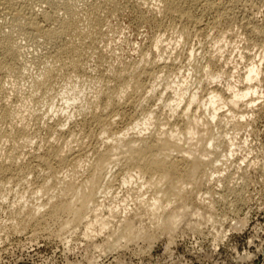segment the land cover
Listing matches in <instances>:
<instances>
[{"label":"bare ground","instance_id":"obj_1","mask_svg":"<svg viewBox=\"0 0 264 264\" xmlns=\"http://www.w3.org/2000/svg\"><path fill=\"white\" fill-rule=\"evenodd\" d=\"M56 1L57 0H0V122L2 123V126H0V142H2V140L5 141V138H9L12 141L15 140V139H19L18 137H20V139H22V137H24V135L27 134V129H28L27 125H26V123L28 121L25 120L26 123H24V122H22V121H24L22 118L27 113H29V116L30 115H35V113L37 111V110L33 111L32 109H30V108H34V107H30V106L28 107V105H32L30 102L27 105V100L31 101L32 99H29V98H33V97H30L29 96L30 94H29L28 95L29 98L26 99V101H24V99H21V98H23V96L21 95L23 92L22 93L19 92L22 86L18 85V82H20L23 78H25V76H26V74L28 72L27 69H28V67L30 68L31 65L28 66L30 64L29 62H28V65L26 64L28 58L30 57L28 55L29 52H27V51L25 52L24 51L25 50L24 47H26V46L23 45L22 43H20L18 41V39L20 40V37L24 38V39L31 38L30 40L34 39V41H36L38 43V47H40V45L45 47V48H47V46H49V45L55 47V51L53 53L54 55L52 54V57H53L52 61H54V64H53V62H52V64H50L51 62L48 64L49 61L47 63L46 62H42V63H46V64L45 65L43 64L45 67L43 68L42 72L39 73V75H41V78H39L37 80H33L34 82L30 81V82L33 83L32 86H34L35 89L36 88L40 89V88L44 87L46 84H50L53 81L54 76L56 75V72L57 71L60 72L59 68L62 67V66H65L64 63L66 64L65 61L67 59H68L67 61H69L72 64L73 69L76 72L80 73L81 66L83 65L82 58H83V56L85 54H88L87 53L88 49L90 51L92 44L95 43L94 42L95 41L94 37L95 38H99V37L101 38L102 35L103 36L105 35V33L102 32V28L103 27L101 28V26H102V23L104 21V17H103L104 14L103 13L105 12L106 9H102V5L105 6V4H107L108 6H111L112 8H111L110 11H112L113 13L117 9H119V8H117V6H119V0H104L103 3L92 5L91 6L92 8L89 7L90 9L88 10V12L86 11V16H83L81 14L80 10L78 9L79 6L77 7V4L75 5V4L71 3L74 0L73 1L71 0V2H69L68 0H65V1L63 0V3L60 1L62 6H61L60 2H56ZM136 1H137L138 6H140L141 8H143V9L146 8L148 11L152 10V8L149 5H148V7H145L146 6V1H148V0H146V1L145 0H136ZM143 1H145V2H143ZM154 1H156V0H154ZM159 1H160V4L162 5V9L164 8V13H165V15L167 17H173V18L178 17V18H181L183 21H185V23L188 22V21H191V22H194L196 24V23H200L203 20L204 17L203 18H201L202 16L201 17H197L198 15L195 16L193 14V12H192L193 7L199 6L200 9L202 10V15L204 14V16H205V13L213 14V19H212L213 20L212 21L213 24L212 25H214V27H213L214 29H216L215 27L216 26L218 27V25L220 26V24H222V23L230 22V21L234 20L235 19L234 14L237 12V9L240 10V8H244L245 9V16H244L245 17V25L247 26L248 31H250L249 33L253 34L257 39L261 40V42L263 41L262 45L258 44L259 41H257V42L255 41V42L260 47L262 46L263 49H264V26L260 25L262 23L259 24V22L257 20V17H256L257 10H258V8H260L257 5V3H259V2H263L264 3V0H159ZM159 1L157 0L158 3H159ZM77 2H79V1H77ZM58 3L60 4L61 7H59L57 5ZM82 3L83 2H81V4ZM87 3H89V1H87ZM43 4H46L47 6L44 9H42V10L39 9L41 12L37 11L36 8L37 7L40 8L37 5L42 6ZM84 4H86V3H84ZM84 4H82V5L84 6ZM257 6H258V8H257ZM80 9H81V7H80ZM62 10H63V12H62ZM157 11H159V10H157ZM162 12H163V10H162ZM242 12H244V10ZM108 13H110V12H108ZM199 13L201 14V11ZM208 17H210V16H208ZM163 19L166 20L165 18H163ZM83 20L84 21L86 20V22H87V24H85L86 22L83 23V24H85V28H88V26L91 28V32L88 31L89 33L87 32L88 33L87 36L94 35V37L92 36V38L90 39L91 42H89V44H88V40L86 38L84 39V37H83L84 36L83 35L84 31L82 30V27H81V21H83ZM168 20H170V19H168ZM173 21H174V19H173ZM233 23H235V21H233ZM233 23H232V25H231V23H230V25L228 24L229 27H230L229 29H231V26H233ZM163 24H164V22L162 24H160V25H163ZM86 25H88V26L86 27ZM157 25H159V24H157ZM171 25H170V27H171ZM174 25H176V24H174ZM185 25L182 24L181 25L182 27H181L180 30L179 29L177 30L178 26L177 27L175 26L176 27L175 30H177V33H175V32L174 33L178 35V31H179L181 36H185L187 34V28H186ZM159 27H162V26H159ZM167 27H169L168 23H167ZM220 27L222 28L223 24ZM85 28H83V29H85ZM224 28H225V31L227 33L228 32H230V33L232 32V31H227L226 27H224ZM235 28H236V26H235ZM87 30H89V29H87ZM188 30H189V27H188ZM191 30H189V31H191ZM223 30L224 29H222V34L221 35H223V32H225ZM218 31H220V29ZM172 32H171V34H172ZM155 33H156V31H155ZM174 33H173V35H174ZM220 33H221V31H220ZM188 35H190V34H188ZM231 35H232V33L230 34V36ZM64 36H70L71 38L73 36H78L79 40H75V38H76L75 37L74 38L75 41L72 38L71 40L69 39V41L67 43L60 44V41L61 42L63 41V40H61V38L64 37ZM154 36L152 37V39L154 38ZM161 36H162V33H161ZM239 36H241V35H239ZM157 37H160V36H157ZM164 37H166V35ZM221 37L222 36H220V38H217V39L221 40ZM224 37H226V39H227V37H229V36H224ZM251 37H252V35H251ZM255 37H254V39H255ZM67 38H69V37H67ZM187 38H188V36H187ZM189 38H190V36H189ZM234 39H235V37H234ZM234 39H232V40L234 41ZM27 40H29V39H27ZM169 40H170V38H169ZM112 41L113 40L111 39V42ZM222 41H224L223 38H222ZM246 41H248V40H246ZM249 41H252V39L249 40ZM119 42H120V40H119ZM163 42L164 41H162V39H158L157 38V40H154V42H153V44L151 46L149 45L148 51L150 53H153V55L155 53H157L158 55L162 54V53H160V50L162 52L161 46H162ZM183 42H184V40H183ZM226 42L227 41H225V43ZM37 43L35 45H37ZM107 43H106V46H107ZM228 43H230V41ZM163 44H165V43H163ZM231 44L232 43H230V45ZM108 45H109V43H108ZM147 45H148V43H147ZM167 45H171V43L170 44L168 43ZM218 45H220V44H218ZM223 45H224V43H223ZM228 45H226V46H228ZM240 45H241V43H240ZM249 45L247 47H249ZM220 47L223 49V46H220ZM224 47H225V45H224ZM262 47L260 49H262ZM48 48L50 50L52 47L51 48L48 47ZM40 49L41 50L37 49V50H39V52L37 51L39 53V54L37 53L38 55L41 54L40 52L42 51V47H40ZM139 49H140V47H139ZM45 50H46V54H47L48 53L47 52L48 49H45ZM242 50H243V48H242ZM185 51L187 52V49ZM217 51H219V50H217ZM262 51H264V50H262ZM145 52H146V50H145ZM188 52H189V50H188ZM90 53H91V51H90ZM209 53H210V51H209ZM212 53H211V55H212ZM239 53L241 54V52H239ZM257 53H258V51H257ZM46 54H44V55H46ZM50 54H49L48 57H50ZM163 54L165 55L166 53L163 52ZM168 54H167V56H168ZM189 54H190V52H189ZM192 54H193V52H192ZM214 54L215 53H213V55ZM89 55H91V54H89ZM158 55H157V57H158ZM141 56H143V55H141ZM216 56L217 57H213L212 56L210 59H208L209 61L207 60L208 63L206 65V67H205V68H208L207 73H205V69L203 68L204 69L203 70L204 71V75L206 74V76H207V80L205 81V83L207 82V84L214 85L213 88L210 87V90H208V87H207V90L205 89L206 91H204L203 93H202L203 89H200L201 91H199L198 87L200 85L199 84L200 78H198L199 80L196 79L199 75H197L196 78H194V79L199 81V82H197V81L195 82V83L199 84L198 87L195 88V89H198V90H195L193 92H188L189 88L192 87L191 85H190V87L188 86L189 87L188 88L184 84H179L178 83L177 86H174V87H172L169 84L171 86V88H173L172 91H173L174 96L170 97V95L166 93L167 95H169V97H168L169 99L167 98L166 101L164 103H161V104L163 105V108H168L169 109L168 112L170 111V114L177 115L178 118H177V121L175 123L171 122V119H170L171 117L170 118L169 117H165L163 115V113H160V112L158 113V112H156V110L152 109V110L146 111L145 113L142 111V113H144L142 118H138L136 116V118H134L133 120L129 119V121L131 120V125L129 124V127H126L125 129H121L119 131L115 130V128H114V125L116 123L115 122V117L116 116L119 117L118 115L124 113L125 108H127L126 106L134 104L135 101H137V103L138 102L145 103L144 100L146 98L147 89H149L148 94L152 93V92L155 94V91H157V85H154V83L156 82V80L159 79L161 81L160 78H163V77H161V75L160 76L158 75L159 71L164 69V68H165V70L167 68H169V64H170L169 62L170 61L168 60V58H167V60L169 62L167 60H164V59H163V61H161L162 59H155V57H154V59L153 58L152 59L150 58L151 60L149 59V62L153 65V69L154 70L155 69H157V70L159 69V71L157 72V74H155V76H153L154 75V70L147 69L146 67H141L140 68V66L136 65V66H133V68L130 67L131 70L126 69L124 67L126 69V71L123 70V72H122V71L119 70V72H116V73L113 72L115 74L114 75V79L116 81V83L114 85H113V83H111L112 85L109 86L108 82H106L103 78L101 79V80H104L103 83L104 82L107 83V84L105 83V86H106L105 89H103V90L101 89L103 86L100 88L101 93L98 91L100 93V95H101V98H99V95H97L98 93L96 95L98 96L99 99L94 97L95 93L93 92L94 95L92 94V96L95 99H93V98L92 99H88L89 101L87 100L88 102L84 103L86 105H83L82 108H80L78 106L79 109L76 110V111L79 113V114L77 113L78 115H80V114L84 115V122L82 123L84 126H90V127L94 126V128L98 131L97 137H102V139L104 140L105 138H103V137H105V135H106L108 137V139H110V140L112 139L111 143H109L108 139L106 138L107 139L106 142L109 143L106 146V148H104L103 150H100V149L96 150V155H95V157L93 156V158H94L93 161L91 160L90 164H89V162L88 163L86 162V164H89V166H88V174L82 181L78 182L79 180L77 178L76 179L78 181L76 179H74L76 176L75 177L72 176L71 178L74 177L73 178L74 180L71 179V180L68 181V179L66 178L68 182H66L64 180L66 183L64 182V184H62V186H60V188H59L58 184L60 183L59 181H61V179L58 181V184H57L58 187H56V189L58 190L57 191L58 193L57 194L54 193L53 195H55V194L56 195L55 196H50L51 198L48 195V197L50 199H49V201H47L48 204H50L51 207L48 208L49 211L45 215H48V218L53 219V220H51L52 221L51 224L53 223L54 220L56 221V223L59 222V228H60V231H61V230H65V229H68V228L73 227V226H77V227L80 226V225L82 226L83 222L86 220V224L87 225L86 224H84V225L87 226V228L86 227L85 228L88 230V233L89 234L90 233L92 234V232H93V234L94 233H98L97 235L100 236L101 234L103 235V231L102 230L106 229L107 227L109 228L110 227L109 225L111 224L106 216H108V217L110 216V218H112L113 215L118 214L120 211L123 210V212L125 211V213H122V214H125V215L119 220V224L117 222L118 227L116 225V227H117L116 229H118V230H115V231L116 232L119 231V233H118L119 236L117 237L118 239L116 238L115 242H118V241L120 242V239L121 240L122 239H129V240H133V242H134L135 239H137V238L141 239L142 237H144V234L146 235V233H143L144 232V224L142 223V218H145V216L142 217L137 212L134 213V214L128 215V213L126 212V210H128L126 207H129L128 205L124 207V205L123 206H121V204L118 205V202H117L116 206H115V204L114 205L112 204L113 206L110 205L111 207L108 206L109 209L107 208V211L108 212L110 211L112 216L110 214L109 215L105 214L101 210V207L104 206L103 205L104 202L108 199L109 195L112 194L111 190H110L111 186H112L111 185L112 184V179L114 177H117V175L121 177L120 180L123 183L122 185L126 186L127 184H134L135 183V184H139L140 185V187H138V185H136L139 189L140 188H145L146 186L149 187L150 189H153V191L155 192V195H154L153 199L150 200V201H152V200L153 201L150 202L151 204H149L150 205L149 214L152 217V219H151L152 221L151 220L150 221L151 222L155 221V223L158 224V227H160L163 232H167V234H170V235L173 236V234L178 231V229L182 225V223L185 224V221L188 220L189 216L190 217H192L191 215H193V216L197 215V216H200V217L202 216L203 211L199 207H195V209H194L193 205H191L194 202V201L192 202V200L195 198L198 201H203V200H206L208 198L206 195H210L211 194V191H209L210 189H208V191H206V192L204 191L205 193H202V191H201L202 187L205 184H207L210 181H212L213 179H215L216 176H218V174H216L217 172H220L219 171V166L220 165H218V164L219 163L224 164L225 162L227 163L229 161L230 157L237 151V148H239V147H237L238 144H237L236 141H238V140H236L235 135H234L233 138L228 137L229 129L227 130V128H228V126L234 128V129H240V128L245 127V122H246L245 119H246L247 115H249L250 113H253L257 109L256 101H257V94H258V89H259L258 88V82L260 80L259 79V75L261 74V71H260L261 66L258 65L259 62L258 63L251 62V64H248L247 70L245 69L246 71L242 70V71H244L243 75L241 77H238L235 81H232V80H230V78L234 79V75L236 74L235 71H237V70L234 68L235 69V71H234L235 74L231 73L230 70H229L230 68H228V62H227L229 59L228 60L226 59V61H223L222 60L223 58L219 57V54L216 55ZM37 57H39V56L34 54V56H32L30 58H34V61L37 62V60L35 59ZM42 57H44V56H42ZM161 57H158V58H161ZM30 58H29V61H32L33 59L30 60ZM162 58H164V57H162ZM203 58H205V56ZM125 59H124V61H125ZM86 60H87V56H86ZM86 60H84V61L86 62ZM103 60H105V59L103 58ZM143 60H144V58L142 59V61ZM173 60H172V63H173ZM44 61H45V59H44ZM106 61H107V58H106ZM142 61H139V62H142ZM145 61H148V60L146 59ZM207 61L205 60V62H207ZM252 61H254V60H252ZM57 62L61 63L60 64L61 66L59 68L57 67L58 66L57 64H59ZM190 62L191 61L189 60V63ZM195 62H196V60H195ZM198 62H201V61H198ZM42 63H40V64L42 65ZM192 63L194 64V62H192ZM201 63H203V62H201ZM40 64L37 63V66H39L37 70H39V68L41 67ZM196 64H199V63H196ZM202 65L204 66V64H202ZM115 66H117V65H115ZM146 66H148V65H146ZM196 66H197L196 69L198 68V70H199V68H201L198 65H196ZM64 68L66 69V67H64ZM113 68H114V66H113ZM122 69H123V67H122ZM237 69H239V68H237ZM72 70H71V72L73 73ZM157 70H155V71H157ZM106 71H107V69H106ZM172 71H174V70H172ZM178 71H179V66H178ZM76 72H74L75 73L74 76H76ZM162 72H164V71L162 70ZM200 72H202V71H200ZM200 72H199V74H200ZM180 74H182V73H180ZM230 74H232V76ZM33 75H35V74L33 73ZM68 75H70V73ZM68 75H66V76H68ZM85 75H86V73H85ZM94 75H93V77H95L96 79L99 77V75H97L98 77L94 76ZM145 75L152 76V77L156 78L154 83H153V85L147 86L145 84V82L148 81L147 80V81L144 82V80H143L144 77L143 76H145ZM170 75H171V73H170ZM172 75H174V73H172ZM179 75L178 76L176 75V77L178 78ZM239 75H240V73H239ZM63 76H65V74ZM78 76H79V74H78ZM87 76H85V77H87ZM112 76H113V74H112ZM206 76L203 77V75H202L203 80H205L204 78H206ZM28 77H29V75H28ZM28 77L26 76V78H28ZM36 77H38V74H37ZM100 77H101V74H100ZM102 77H104V76H102ZM180 77H182V76H180ZM70 78H72V77H70ZM88 78H91V77H87V79ZM164 78H168V77L166 76ZM32 79H34V78L32 77ZM55 79H57V78H55ZM192 79H193V77H192ZM26 80H30V79H26ZM97 80L99 81L100 78H98ZM101 80H100V82H101ZM159 80H158V82L160 83ZM183 80L184 79H182L181 81H183ZM223 80H226L227 84H225L226 86L224 88H219L218 85H220ZM10 81H16L17 83H14L13 87H11L12 83H11V86H9V82ZM55 81L56 80H54V82ZM63 81L61 80V82H63ZM70 81L74 82V80H72V79ZM70 81H69L70 85L67 86V88H65V86H64L63 90H61V92H60L61 96L64 98L65 102L67 103V104H65V103L64 104L68 105L67 107L74 106L79 100H81V97L84 96V93H87V92L83 91L84 89H82L81 91L84 92L83 95H81V94H79L81 96L73 95L72 93H74L76 91V87H77L76 82L77 81L75 79V83L74 84H71ZM170 81H172V80H170ZM178 81H180V79ZM25 82L26 81L22 82L21 84L26 85V83L28 81L26 83ZM113 82H114V80H113ZM168 82L169 81H167V83ZM193 82H194V80H193ZM67 83H68V80H67ZM161 83H163V82L161 81ZM174 83H175V79H174ZM156 84H158V83H156ZM164 84H162V85H164ZM259 84H261V83H259ZM55 85H56V83H55ZM91 85H92V82H91ZM93 85H94V83H93ZM169 85H168V87H169ZM172 85H174V84L172 83ZM187 85H188V83H187ZM29 86H30V84H29ZM60 86H61V84H60ZM26 87L28 88V86H26ZM26 87L24 86L23 88H25V90H28ZM88 87H90V86H88ZM45 88H48V87H45ZM50 88H48V89L50 90ZM95 88H97V86ZM95 88L93 87V90ZM158 88H160V87H158ZM32 89H34V88L31 87L29 90H32ZM48 89H46V90L48 92H50ZM80 89H81V87H80ZM29 90H28V93H30ZM184 90H186L187 92L184 91ZM22 91H24V90H22ZM34 91H36V90H34ZM47 91L45 93L42 92V94H44V95L47 94ZM53 91L54 92L56 91L54 87H53V90L51 91V94H52ZM78 91L79 90H77V92ZM166 91H167V89H166ZM56 92H55V94H57ZM36 93H34V94H36ZM40 93H41V90H40ZM40 93H38L36 95L40 96L39 95ZM160 93H161V91H160ZM19 94L22 97H20ZM32 94L33 93L31 92V96H32ZM34 94H33V96H35ZM75 94H76V92H75ZM6 96H8V97L9 96H14L16 98V100H14L15 102L14 103H12V101L10 103L7 102L8 99L7 100L5 99ZM86 96L83 97V98H86ZM149 96H150V94H149ZM55 97H57V96H55ZM166 97L167 96H165V98ZM26 98H27V95H26ZM53 99H54V97H53ZM159 99L160 100L163 99V94L160 95ZM36 100H37V98H36ZM42 100L44 101V99H42ZM85 100H84V102H85ZM62 102H63V100H62ZM147 102H148V100H147ZM34 103L37 104V101L34 102ZM34 103H33V105H35ZM45 104H46V101H45ZM50 104H51V102H50ZM82 104L83 103H81V105ZM155 104H156V102H155ZM40 105H38V106H40ZM42 106H43V104H42ZM42 106H40V107L42 108ZM45 106H43V107L45 108ZM27 107L30 110L26 114H24L25 109H23V108H26L28 110ZM40 107H39V110L41 109ZM154 107H158V106L156 105ZM47 108H48V106H47ZM53 108H55V106ZM163 108L161 110H163ZM34 109H36V108H34ZM72 109H74V108H72ZM72 109H71V111H72ZM48 110L49 109H47V111ZM137 110H139V109H137ZM76 111H75V113H76ZM51 112H52V109H51ZM42 113H44V112L42 111ZM46 113H47V116H49L48 112H46ZM53 113H55L54 110H53L52 114ZM73 114L74 113L71 114V112H69V111L66 112L65 121L63 120L64 118L62 119L64 122H61V121L52 122V119H53L52 116L54 114L51 115V117L49 119H47V121L45 120L46 124H47V128H49L50 130L55 132V134L58 133L61 136L63 135L64 137H70L71 140L75 137V141H77L78 140L77 136L80 137V134H78V135L75 134L76 133L75 129H73L74 127H77V126L72 127L70 129V131H68V132H65L64 128H63L65 125H67V124L69 125L70 124L69 122H72L73 125L77 124V120L75 119L76 122L73 120V116H74ZM161 114H162V116H164V118L160 117ZM168 114H167V116H168ZM39 116L40 115H36V120L40 119ZM42 116H44V115H42ZM54 116H56V115H54ZM28 118H30V117H28ZM74 118H76V117L74 116ZM31 120H29V121H31ZM79 121H81V120H79ZM31 123H32V121H31ZM3 124H4V126L7 125L8 128L11 130V131H9V133H7L8 132L7 129H6L7 131H4ZM35 126H36V124H35ZM126 126H127V124H126ZM1 127H2V129H1ZM69 127H70V125H69ZM248 127H247V129H248ZM94 128H92V130ZM132 130H135V131L131 132ZM149 130H151V132L147 136L146 134H147V131H149ZM38 131L40 132V129H38ZM80 131H81V129H80ZM50 133H51V131H50ZM92 133H94V132L92 131ZM85 134H86V129H85ZM87 135H89V134H87ZM93 135H95V134H93ZM28 136H29V133H28ZM50 136L53 137V135H50ZM95 136H93V137H95ZM231 136H233V135H231ZM58 137H56V138H58ZM97 137H95V139ZM28 138L29 137H27V139ZM60 138L62 139V137H60ZM83 138H84V136H83ZM83 138H82V135H81L80 139H83ZM85 138H87V136ZM23 139H25V138H23ZM49 139H50V137H49ZM66 139H64V140H66ZM96 140H98V139H96ZM10 141H8V142H10ZM31 141L32 140H30L29 143ZM8 142H6V143H8ZM47 142L48 141H46V143ZM54 142H55V140H54ZM79 142H81V141H79ZM79 142H78V144H81ZM41 143H42V141H41ZM104 143L105 142H103L102 145ZM39 145H41V144H39ZM6 146H8V145H6ZM96 146H97V144H96ZM3 147H5V145ZM3 147L0 145V204L3 202L6 190H11L14 186H19L22 183L21 181H23V178H24L23 175L25 174V169H26L25 165L22 163V160L24 159V158L22 159V157H25L24 156L25 154L24 155L22 154L23 155L22 156L21 153L19 152V149H16L18 151L14 150L13 146L11 148L10 147L3 148ZM90 147H91V145H90ZM245 147H247V146H245ZM100 148H102L101 145H100ZM49 149L50 150H48L45 154H38V155L36 154V155H34L33 159L35 161L37 160V162L40 165V166L37 165L36 167H38V166L39 167H41V166L45 167V170L48 171L47 175H49L50 178L52 177V178H55V179L58 178L57 177V173L60 171V169L62 171L65 170V169H62L64 166H66L68 164H71L72 167L73 166L75 167V166H77L79 164H82L83 161H84V157L87 154H89V153L86 154V152H84V149H83V147L81 145L78 146V147L74 146V144L71 145V142L69 143V139H68V141L66 140L64 142V144L59 143V144L50 145ZM35 152H37V151H35ZM238 153H239V150H238ZM27 155H28V153H27ZM28 161H27V164H28ZM31 161H29V162L32 164ZM241 161H243V160H241ZM86 164H85V166L87 167ZM117 166H120L119 172H117L115 170ZM223 166H225V165H223ZM28 167H30V166L27 165V169H28ZM39 169L41 170V168H39ZM73 169L74 168L71 169L72 172H71V170L69 172H71L74 175L75 172H73ZM78 169H80V167H78ZM240 169L241 168H239L238 170H240ZM42 171H44V170H42ZM46 171H45V174H46ZM61 172H59V173H61ZM66 173L68 174V172H66ZM30 174H32V173L30 172ZM76 174L78 175V173H76ZM219 175L221 176L222 174H219ZM42 177H44V176L42 175ZM45 178H44L43 183H40L38 186H36V189L33 188V189L36 190V192H40L41 193V192L45 191L44 192V194H45L49 190H53L54 189V188L51 189L52 187L48 184V182L45 181ZM218 179L221 180V178H219V177H218ZM231 179H229V180L231 181ZM47 180H48V178H47ZM25 181L27 182V180H24V182ZM113 182H114V180H113ZM222 182L224 183L225 181H222ZM234 182H235V180H234ZM53 183H55V182H53ZM61 183H62V181H61ZM116 183H118V182H116ZM218 183H220V182L218 181ZM35 185H36V183H34L33 187ZM229 185H230V183H229ZM233 185H234V183H233ZM239 185H241V184H239ZM24 186H25V184H24ZM27 186H29V185H27ZM21 187H23V186H21ZM26 187H24V188H26ZM126 188H128V187H126ZM27 189L30 190L31 189L30 186ZM125 189H123V190H125ZM228 189L229 188L227 187V191H228ZM233 190H231V191H233ZM16 191L18 192V188H17ZM30 192L33 193L35 191L33 190V191H30ZM19 193H21V192L19 191ZM44 194H42V195H44ZM14 195H15V193H14ZM18 195H20V194H18ZM21 195L23 196V194H21ZM45 195H46V198H48L47 194H45ZM35 196L36 195H34V197ZM114 196L113 197L110 196L111 199L113 198V200H115ZM128 196H131V195H128ZM143 196H145V195H143ZM19 198H20V196H19ZM19 198H18V200H19ZM31 198H29V199H31ZM54 198H56V200ZM123 198H125V197H123ZM29 199H27L26 203L31 201V200L28 201ZM51 199H54L55 201L54 200L51 201ZM129 199L130 198H127V200H129ZM25 200H26V198H25ZM33 200H34V198H33ZM19 201H17V202H19ZM39 202L41 203V201H39ZM40 203H38V204H40ZM43 203H44V200H43ZM43 203H41V204H43ZM110 203H112V201H110ZM119 203H122L121 200H120ZM22 204H21V206H22ZM45 204H46V202H45ZM214 204L212 203V205H214ZM29 205H31V204H29ZM29 205H27V206H29ZM147 205H148V202H147ZM43 206H45V205L43 204ZM47 206L48 205H46L45 207H47ZM29 207H31V208L29 210H27L28 208L26 209L28 214L25 215V217L28 216L27 220L26 219H25V221L23 220V218H25V217L21 218L22 221L25 222V223L22 224V226H24V227L25 226L26 227L29 226V225H26L27 224L26 222H31V221H36V222L38 221L39 222V220L41 221L43 218H45L44 214H43L44 216H42L43 210H44V212H46L45 209H43L45 207L42 208V206H37V205L36 206H34V205L32 206L31 205ZM18 208L20 210L19 206L16 209H18ZM25 208H24V210H25ZM21 210L19 212H21ZM99 210L101 211V213H104L106 216L100 215L101 213L99 212ZM131 210H132V208H131ZM144 210L146 211V209H144ZM12 211L14 212V210H12ZM91 213L93 214V216H95V218H93V219L90 218ZM22 214H23V212H22ZM22 214H21V216H23ZM10 215H11V213H10ZM12 215H14V214H12ZM65 215H67V217L66 218L64 217L65 218V220H64L63 216H65ZM143 215H145V214H143ZM19 216H20V213H19L18 217ZM118 216H119V214H118ZM14 217H17V216H14ZM211 217H213V216H211ZM113 218L116 219V217H113ZM207 218H208V216H207ZM15 219L13 218V221ZM46 221L50 222L48 220H46ZM147 221H148V219H147ZM189 221H190V219H189ZM151 222H150V224L152 225ZM191 222L193 223V221H191ZM16 223H17L16 221H15V224L13 223L14 226L17 225ZM192 223L191 224L189 223V224L192 225ZM40 224H41V222H40ZM45 224H46V222H45ZM48 224H49V226H51L50 223H48ZM189 224L188 225L186 224V227L187 226L189 227ZM34 225H35V222H34ZM56 225H58V224H56ZM14 226H12V227H14ZM95 226H99L100 228H98V229H100L102 232H96V230L93 229ZM192 227H195V226H192ZM14 228H16V226ZM18 228H19V226H18ZM25 228H23V230ZM58 229H56V230H58ZM73 229H74V227H73ZM75 229H77V228L75 227ZM180 229H182V228H180ZM192 229L193 228H191V231H192ZM14 230H17V229H14ZM90 230H91V232H89ZM112 230H113V228H112ZM115 231H112L110 233H113ZM59 232H57V233H59ZM107 232H108V230H107ZM86 233H87V231H86ZM99 233H100V235H99ZM89 234H88V236H89ZM114 234H112V236ZM108 235L110 236V234H108ZM170 235H168V236H170ZM109 236H108V238H109ZM112 236H111V238H109L110 240H112ZM90 237H91V235H90ZM94 237L95 236H93V238ZM88 240H89V238H88ZM110 240L108 241V239H107V241H106V242L109 243V246H110ZM108 243H106V245ZM96 244H99V243H96ZM102 244H103V242H102ZM119 244H121V243H119ZM112 249H114V248H112Z\"/></svg>","mask_w":264,"mask_h":264},{"label":"rangeland","instance_id":"obj_2","mask_svg":"<svg viewBox=\"0 0 264 264\" xmlns=\"http://www.w3.org/2000/svg\"><path fill=\"white\" fill-rule=\"evenodd\" d=\"M60 1L63 3V0H57L56 2H60ZM68 1L71 2V0H68ZM77 1H79V2H77ZM84 1L83 0H74L71 3H73L75 5L77 4V7L79 6L78 9L80 10L81 14L83 16H86V11L88 12V10L90 8H92L91 7L92 5L103 3L104 0H93V1L92 0H84ZM87 1H89V3H87ZM145 1H143V2H145ZM61 2H60V4H61ZM81 2H83L82 4H84V3H86V4H84V6H83L81 4ZM156 2H157V0L156 1H154V0L146 1V6L145 7H148V5H149L152 8L153 11L152 10L148 11L146 8L145 9L141 8L140 6H138L136 0H119V6H117V8H119V9H117L118 11L116 10L114 13L112 11H110L111 8H112L111 6H108L107 4H105V6L102 5V9H106L105 12L103 13L104 14L103 15L104 21H103L102 26H101V28L103 27L102 28V32H104L105 35L104 36L102 35L101 38L100 37L99 38H95L94 35H92L94 37V40H95L94 42L95 43H93L92 46H91V49H90L91 53H90V51L88 49V52H87L88 54H85L83 56L82 63H83L84 66L83 65L81 66L80 73L76 72L73 69L72 64L69 61H67L68 59L65 61L66 64L63 62L64 65H65V66H62L63 68L60 67L61 63L57 62V63H59V64H57V63L56 64L58 65L57 66L58 68L60 67L59 68L60 72L57 71L56 75L54 76L53 81L50 84H46L44 87H42L40 89L39 88L35 89V87L32 86V84H33L32 82H34L33 80H37V79L41 78V75H39V73L42 72L43 68L45 67L44 65L48 61H49L48 64L50 62H51L50 64H52V62L54 64V61H52L53 60L52 54L55 51V47L49 45V46H47V48H45V47L40 45V47H42V51L40 52L41 54L38 55L39 54L38 52L41 49H40V47H38V43L36 41H34V39L30 40L31 38L24 39V38H21V37H20V40L18 39V41L20 43H22L23 45L26 46V47H24L21 44L24 47V49H25L24 51L25 52L26 51L29 52L28 55L30 57L34 56V54L39 56V57L35 58L37 60V62L34 61V58H30L29 57L30 60L33 59L32 61H29V58H28L26 64L28 65V62H29L30 64L28 66L31 65L30 68L27 66L28 67L27 74L30 72L28 74L30 78L26 74V76L28 78H26V76H25V78H23L20 82H18V85L22 86L21 89L24 86L25 87L28 86V88L26 87L28 90L31 87L34 88L32 90H29L30 93H28V90H25V88L22 89L25 92L22 91L21 89H20L19 92L20 93L23 92L21 94L23 96V98H21V99H24V101H26V99H28L29 96L33 97V98H29V99H32L31 100L32 102L30 100H27V105L29 104V102L33 105V103L37 101V104L34 103L36 106L35 105H33V106L32 105H28V107L30 106V107L36 108V109L30 108L33 111H36V110L37 111H36L35 115H30L29 116V113H27V112L30 109L28 107H27L28 110L26 108H23V109H25L24 114H26V113L27 114L25 115L26 117L24 116L22 118L24 121H22V120L21 121L24 122V123H26L25 120L28 121L26 123L28 129H27V134H25L24 137H22V139L25 138L26 140L23 139L24 140L23 141L22 139H20V137H18L19 139H15L13 141L11 139H9V138H5V141L2 140V142H0V145L2 147L5 145V147H3V148H8V147L11 148L13 146L14 150L19 149V152L21 153V155L25 154L24 155L25 157H22V159L24 158L22 160V163L25 165V168H26L25 169V174L23 175L25 179L23 178V181H21L22 183L20 182L21 183L20 185L23 186V187H21L19 185V186H14L13 187L14 189L12 188L11 190H6V193L8 195L5 193V197L6 198L4 197L3 202L0 204V264H264V61H263L264 60V51H262L264 49H263L262 46H261L262 49H260L261 47L259 46V45L263 44V41L261 42V40L257 39L253 34L249 33L250 31H248V28L245 25V17H244L245 16V9L244 8H240V10L237 9V12L234 14V16H235L234 20H232L230 22L222 23L223 24L222 28L220 27L222 24H220V26L218 25V27L216 26L215 27L216 29H214L213 28L214 25H212L213 24L212 23L213 14L205 13V16H204V14L202 15V10L200 9L199 6L193 7L192 12H193V14L195 16L198 15L197 17H201L202 16L201 18H203V17L204 18L201 21L202 23L200 22L201 24L200 23H196L195 24L194 22H191V21H188V22L185 23V21H183L181 18H178V17H176V18L167 17L165 15V13H164V8L162 9V5L160 4V1H159V3L158 2L156 3ZM60 4L58 3L57 5L59 7H61L62 4H61V6H60ZM257 5L260 8H258V6H257V8H258L257 13L258 14L256 13V17H257V20H258L259 24L262 23L260 25L264 26V22H263L264 21V3L263 2H259V3H257ZM37 6H39L40 8H38ZM37 6H36L37 7L36 10L41 12L40 10L44 9L47 5L43 4L42 6H40V5H37ZM80 7H81V9H80ZM157 10H159V11H157ZM162 10H163V12H162ZM243 10H244V12H242ZM200 11H201V14L199 13ZM62 12H63V10H62ZM108 12H110V13H108ZM141 13L142 14L144 13V14L142 15ZM208 16H210V17H208ZM163 18H165L166 20H164ZM168 19H170V20H168ZM173 19H174L175 22L173 21ZM233 21H235L236 24L233 23ZM84 22H86V20L85 21L84 20L81 21V27H82V30L84 31L83 32V35H84L83 37H84V39L86 38L88 40V44H89V42H91L90 39L92 38V36H90V35L87 36V35H88L89 32H91V28L88 25H86V27L88 26V28H85V24H87V22L85 24H83ZM163 22H164V24L160 25ZM167 23L169 24V27H167ZM230 23H231V25L233 23V26H231V29H229L230 28L229 27ZM157 24H159V25H157ZM174 24H176V25H174ZM182 24H184V25L186 24L185 26L187 28V34L185 36H181L179 31H178V35L175 34V33H177L178 29L179 30L181 29V27H182L181 25ZM170 25H171V27H170ZM159 26H162V27H159ZM175 26L176 27L178 26L177 30H175V28H176ZM235 26H236V28H235ZM188 27H189V30H191V29L192 30L189 31ZM224 27H226L227 31H232L231 32L232 33L231 36H230L231 33L230 32L227 33L225 31ZM83 28H85V29H83ZM218 28L220 29L221 33H220V31H218L219 30ZM87 29H89V30H87ZM222 29H224L223 31H225V32H223V35L225 34L224 36H229L230 38L227 37V39H226V37L221 35L222 34ZM155 31H156L157 34L155 33ZM85 32L86 33L88 32V33L86 34ZM171 32H172V34H171ZM161 33H162L163 37L161 36ZM173 33H174V35H173ZM153 34L154 35L156 34L157 36H160V37H157L156 35H155L156 36L155 37ZM188 34H190V35H188ZM250 34L252 35V37H251ZM165 35H166V37H164ZM239 35H241V36H239ZM153 36H154V38H153L154 40H157V38H158V39H162V41H164L163 43H165V44L162 43V46H161L162 52L160 50V53H162V54L159 53L164 58H162L157 53H155L153 55V53H150L148 51L149 45L151 46L153 44V42H154V40L152 39ZM187 36H188V38H187ZM189 36H190V38H189ZM220 36H222L221 40L217 39V38H220ZM67 37H69V38H67ZM234 37H235V39H234ZM254 37H255L256 40L254 39ZM62 38H61V40H63V41L62 42L60 41V44L67 43L69 41V39L71 40L72 38H73V40H74V38H75V40H79L78 36H73L72 38L70 36H64ZM169 38H170V40H169ZM222 38H223L224 41H222ZM27 39H29V40H27ZM111 39L113 40L112 42H111ZM232 39H234L235 42ZM251 39H252V41H249ZM119 40H120V42H119ZM183 40H184V42H183ZM246 40H248V41H246ZM225 41H227L226 42L227 44L225 43ZM229 41H230V43H232L231 45H230V43H228ZM255 41L256 42L259 41L258 42L259 45L256 44ZM35 42L37 43V45H35L36 44ZM107 42L109 43V45H108ZM106 43H107V46H106ZM147 43H148V45H147ZM168 43L169 44L171 43V45H167ZM223 43H224L225 47H224ZM240 43H241V45H240ZM218 44H220V45H218ZM226 45H228V46H226ZM248 45H249V47H247ZM220 46H223V49ZM48 47H50V48L52 47L51 48L52 50L51 49L49 50ZM139 47H140V49H139ZM242 48H243V50H242ZM37 49H39V50H37ZM43 49L44 50L48 49L50 52L47 50L48 53L46 54V50L44 51ZM144 49L146 50V52H145ZM184 49L185 50L187 49V52ZM188 50H189L190 54H189ZM208 50L210 51V53H209ZM217 50H219V51H217ZM211 51L212 52L214 51L213 53H215L216 55L219 54V57L223 58L222 59L223 61H226V59L227 60L229 59L227 62H228V68H230L229 70H230L231 73H234L235 69L238 71V72L235 71L236 74L234 73L235 74L234 75V79L230 78V80H232V81H235L238 77H241L243 75L244 71H246L247 68H248V64H251V62H256V63L259 62L258 65L261 66V68H260L261 74L259 75V79L261 81L259 80V82H258V88L259 89H258L257 101H256L257 109L253 113H250L249 115H247V117L245 119L246 120L245 127L240 128V129H234V128L228 126V128H227V130L229 129L228 137L233 138L234 135H235L236 140H238V141H236L237 144H238L237 147H239V148H237V151L232 155L233 157L232 156L230 157V159H229V161L227 163L225 162L224 164H221V163L218 164V165H220L219 166V171L221 173L220 172L216 173V174H218V176H216V178L213 179L214 181L212 180L213 182L210 181L209 183L205 184L202 187V190H201L202 193H205L206 191H208V189H210L209 191H211V194L210 195H206L208 198L206 200H203V201H198L195 198L192 200V202L193 201L194 202L191 205H193L194 209H195V207L201 208V210L203 211L202 216L201 217L197 216V215H195V216L191 215L192 217L189 216L188 220L185 221V224L182 223V225L179 227L178 231L176 233H174L173 236L170 235V234H167V232H163L162 229L160 227H158V224L155 223V221L151 222L152 221L151 220L152 217L149 214V208H150L149 204H151L150 202H152L153 200L152 201H150V200L153 199V197L155 195V192L153 191V189H150L147 186L145 188H140L139 189L138 187H140V185L139 184H135V183H134L135 185L134 184H127L126 186L122 185L123 183L120 180L121 177L117 175V177H114L113 179L111 178L112 179V184H111L112 186H111L110 190H111L112 194L110 193L111 195H109L108 199L104 202V204H103L104 206L101 207V210L105 214H107V215L110 214L112 216L111 212L109 211L110 212L109 213L107 211V208L109 209V207L113 206L114 204L116 206V204L118 202V205L121 204V206L124 205V207L127 206V205L129 206V207H126L128 209V210H126L128 215H131V214H134V213L137 212L142 217L145 216V218H142V217L141 218H142V223L144 224V232L143 233H146V235L144 234V237H142L141 239L139 238L140 240L137 238L133 242V240H129V239H122V240L120 239V242L118 240L117 241L119 243H121V244H119L118 242H115L116 238L119 236V234H118L119 231L116 232L115 230H118L116 228L118 227L119 220L125 215V214H122V213H125V211L123 212V210L118 213L119 216H118V214L113 215V217H116V219L113 218V217H112L113 218L112 219V218H110V216L109 217L106 216L104 213H101V211L99 210V212L101 213L100 215L106 216L107 219L110 221V223L111 224L113 223L112 225L111 224L109 225L110 226L109 228L107 227L106 229H104L105 231L102 230L103 231V235L102 234L100 235V233H99L100 236L97 235L98 233H94V234H93V232H92V234L88 233V230L86 229L87 228L86 220L83 222L82 226L81 225L78 226V227L77 226H73L74 229H75V227L77 228L75 230L73 229V227H70V228H68L69 230L65 229V230H61L60 231L59 222L57 221L58 223H56L55 220H54L55 222L53 221V223L51 224V222H52L51 220H53V219L48 218V215H45V214H47V212L49 211L48 208L51 207L50 204H48V202H47L51 198L50 196H55L58 193L57 192L58 190L56 189V187L59 186V188H60V186H62V184H64L65 181L68 182L69 180L73 179L75 176L76 177L74 179L77 178L79 180L78 181L76 179L78 182L82 181L88 174V166H89L91 160L93 161V159H94L93 156L95 157L96 150H99V149L103 150L104 148H106V146L109 143H111V140H112V139L111 140L108 139V137L106 135H105V137H103V138H105L104 140L102 139V137H97L98 131L94 128V126H91L92 128H94L93 130H92V128L90 126H84L82 124L84 122V115H82V114L78 115L79 113L76 110H78L79 107L82 108L83 105H86L84 103H87L89 101L88 99H92V98L95 99L94 97L98 98L97 95H99V98H101V95H100L101 90H100V88L103 86L101 89L102 90L105 89V87H106L105 83L106 82H108L109 86L112 85L111 83H113V85H114L116 83V81L114 79V75H115L114 73L119 72V70L122 71V72H123V70L126 71V69L131 70L130 67L133 68V66H136V65L140 66V68L141 67H146L147 69L154 70L153 69V65L149 62L150 58L154 59V57H155V59H162L161 61H163V59L167 60V58H168V60L170 61L169 62L167 60L170 63L169 64V68H167L166 70H165V68L162 69L164 72H162V70L159 71V69L158 70L155 69L157 71L154 70V75L153 76H155V74H157V72L159 71V73H158L159 76L161 75V77H163V78L167 76L169 79L168 78H164V79L160 78L163 83H161V81L159 79L158 80L160 81V83L158 82V80H156V82L154 83V81L156 79L155 77L148 76V75H145L146 77L143 76L144 77L143 78L144 82L147 81V80L149 81V82L147 81L148 83L145 82V84L147 86H151V85H153V83H154V85H157V91H155V94L153 92H152L153 94L149 93L150 94V96H149V94H148L149 89H147L146 98L144 100L145 103H143V102H141V103L138 102L137 103V101H135L134 104L126 106L127 107V108H125L126 112L124 111V113L118 115L119 117H117V116L115 117V122L116 123L114 125V128L117 131H119L121 129H125L126 127H129V124L131 125V120L136 118V116L138 118H142V116L144 115V113L146 111L152 110V109L156 110V112H158V113L159 112L163 113V115L165 117H169V118L171 117L170 118L171 122L175 123L177 121V118H178L177 115L170 114V111L168 112L169 109L168 108H163V105L161 103H164L166 101V99L169 97V95H170V97L174 96L173 91H172L173 88H171V86L172 87L177 86L178 83L179 84H184L187 87L188 86L190 87V85H191L192 86L191 88L188 87L189 88L188 92H193V91L198 90V89H199V91H201L200 89H203V91H202V93H203L204 91L207 90V87H208V90H210V87H212V88L214 87V85H212V84H207V82L205 83V81L207 80V76H206V74L204 75V71H203L205 69V73H207L208 68H205V67H206V65H207V63L209 61L208 59H210L212 56L213 57H217L215 54L213 55V53ZM257 51H258V53H257ZM163 52L166 53V54L164 55ZM192 52H193V54H192ZM239 52H241V54ZM211 53H212V55H211ZM44 54H46V55H44ZM49 54H50V57H48ZM89 54H91V55H89ZM167 54H168V56H167ZM41 55L44 56L45 58L42 57ZM141 55H143V56H141ZM157 55H158V57H161V58H158ZM86 56H87V60H86ZM204 56H205V58H203ZM142 57L144 58L143 61L145 63L142 61V59H143ZM103 58L105 60H103ZM106 58H107V61H106ZM44 59H45V61H44ZM124 59H125V61H124ZM146 59L148 61H145ZM84 60H86V62ZM172 60H173V63H172ZM189 60L191 61L190 63H189ZM195 60H196V62H195ZM205 60L206 61L208 60V61L205 62ZM252 60H254V61H252ZM139 61H142V62H139ZM198 61H201L203 63L198 62ZM42 62H46V63H42ZM192 62H194V64ZM37 63L38 64L42 63V65L43 64L44 65L42 66L40 64L42 68L40 67L39 70H37L38 67H39V66H37ZM196 63H199V64H196ZM200 64L201 65L204 64V66L202 65L203 66L202 67ZM115 65H117V66H115ZM146 65H148V66H146ZM196 65H198L201 68H199V70H198V68L196 69V67H197ZM113 66H114V68H113ZM121 66L123 67V69H122ZM178 66H179V71H178ZM64 67H66V69ZM237 68H239V69H237ZM70 69L71 70L73 69L72 70L73 73L71 72ZM106 69H107V71H106ZM172 70H174V71H172ZM242 70H244V71H242ZM200 71H202L203 73L200 72ZM74 72H76V76H74L75 75ZM199 72H200L201 75L199 74ZM33 73L35 75H33ZM36 73L38 74V77H36L37 76ZM69 73H70L71 76L68 75ZM85 73H86V75H85ZM170 73H171V75H170ZM172 73H174V75H172ZM180 73H182V74H180ZM239 73H240V75H239ZM64 74H65V76L66 75H68V76L65 77V76H63ZM78 74H79V76L81 78L78 76ZM100 74H101V77H100ZM112 74H113V76H112ZM93 75L94 76L99 75V77L98 76L97 77L100 78V80L103 78L106 82L103 83L104 80H101V82H100V80L98 81L97 80L98 78L96 79L95 77H93ZM176 75L177 76L179 75V77L177 78ZM197 75H199V76L196 78ZM202 75H203V77L206 76V78H204L205 80H203ZM230 75L232 76V74H230ZM85 76L91 77L93 80L91 78L87 79V77H85ZM102 76H104V77H102ZM180 76H182V77H180ZM32 77L34 79H32ZM70 77H72V78H70ZM192 77H193V79H192ZM55 78H57V79H55ZM194 78H196V79L200 78V80L199 79L198 80L201 83L198 80L194 79ZM26 79H30V80H26ZM60 79L62 81L63 80L64 81L61 82ZM71 79L74 80V82H71L70 81ZM75 79H76V81L78 79L79 80L76 82V85H77L76 91H75L76 94H75L74 91H73L74 93H72V94L73 95H79V94L83 95L84 92H87V93H84V96L81 97V100H79L75 104L76 106L74 105V106H71V107H67L68 105H65L67 103L65 102L64 98L61 96L60 92H61V90H63L64 86H65V88H67V86L70 85L69 81H70L71 84H74L75 83ZM174 79H175V83H174ZM179 79H180V81H178ZM182 79H184V80L181 81ZM23 80L26 81V82L28 81L27 83L25 82L26 85L21 84L22 82H24ZM54 80H56V81L54 82ZM67 80H68V83H67ZM113 80H114V82H113ZM170 80H172V81H170ZM193 80H194V82H193ZM30 81H32V82H30ZM167 81H169V82L167 83ZM196 81L199 82V84L201 86L198 83H195ZM91 82H92V85H91ZM171 82L174 85H172ZM225 82H226V80H223L221 82V84L218 85L219 88H224L226 86L225 84H227V82L226 83ZM11 83H12V86H11ZM14 83H17V82L16 81H10L9 82V86L13 87ZM55 83H56V85H55ZM93 83H94V85H93ZM156 83H158V84H156ZM164 83L165 84L167 83V84L165 85ZM187 83H188V85H187ZM259 83H261V84H259ZM29 84H30L31 87L29 86ZM60 84H61V86H60ZM162 84H164L166 87L164 85H162ZM78 85L81 87V89H80V87ZM168 85H169V87H168ZM198 85H199L200 88L198 87ZM88 86H90V87H88ZM96 86H97L98 89L95 88ZM45 87H48V88L51 87V88L49 90L48 88H45ZM53 87L57 91V92L55 91L57 94H55L54 91L51 94V91L53 90ZM93 87L96 89V90L94 89L95 91L93 90ZM158 87H160V88H158ZM197 87H198V89H195ZM46 89H48L50 92H48ZM82 89H84L83 90L84 92L81 91ZM166 89H167V91H166ZM34 90H36V91H34ZM40 90H41V93H40ZM77 90H79V91L77 92ZM46 91H47L48 95L47 94H45V95L42 94V92L45 93ZM160 91H161V93H160ZM184 91H186V90H184ZM31 92L33 94L36 93V92H37L36 94L40 93L39 95L41 97L37 96L36 94H34L36 97L33 96V94L31 96ZM93 92L95 93V95H94ZM166 93L169 94V95H167ZM25 94L27 95V98H26ZM92 94L94 95V97L92 96ZM161 94H163V99L162 100L159 99ZM21 95L19 94L20 97H22ZM81 95H79V96H81ZM55 96H57V97H55ZM85 96H86V98H83ZM165 96H167V97L165 98ZM53 97H54V99H53ZM36 98H37V100H36ZM41 98L44 99V101ZM5 99L6 100L8 99L7 102H9V103L11 101H12V103H14L15 102L14 100H16V98L14 96H9V97L6 96ZM62 100H63V102H62ZM84 100H85V102H84ZM147 100H148L149 103L147 102ZM45 101H46V104H45ZM50 102H51V104H50ZM155 102H156V104H155ZM81 103H83V104L81 105ZM42 104H43V106L46 105L45 108L42 106ZM38 105L42 106V108L40 106H38ZM156 105L158 107H154ZM47 106H48V108H47ZM54 106H55V108H53ZM39 107L42 110L41 109L39 110ZM46 108L49 109V110L47 111ZM70 108L71 109L74 108V109H72V111H71ZM162 108H163V110H161ZM51 109H52V112L54 110L55 113H53V114L56 115V116H54L52 114ZM137 109H139V110H137ZM42 111L44 113H42ZM68 111L71 112V114L74 113L73 115L76 118H74V116H73V120L75 122L77 120V124L73 125L72 122H69L70 123L69 124L70 127L67 124L63 128H64L65 132H68V131H70V129L72 127L77 126V127L73 128V129H75V132H76L75 134H77V135L80 134V137L76 135L78 137L77 141H75V137L71 140L70 137H64L63 135L61 136L58 133L55 134V132H53L52 130L47 128L46 121H47V119H49L51 117V115H53L52 116L53 119L51 118L52 122H58V121L64 122L65 118H66L65 117L66 116V112H68ZM75 111H76V113H75ZM142 111L144 113H142ZM46 112H48L49 116H47ZM41 114L44 115V116H42ZM167 114H168V116H167ZM36 115H40L39 116V118H40L39 120H36ZM164 116H162V114H161L160 117L164 118ZM28 117H30V118H28ZM129 119H131V120L129 121ZM29 120H31L32 123ZM79 120H81L82 122L79 121ZM35 124H36V126H35ZM126 124H127V126H126ZM0 126H2V123L0 124ZM3 126H4V124H3ZM247 127H248V129H247ZM1 129H2V127H1ZM3 129H4V131L8 130L7 133H9V131H11L8 128L7 125H5L3 127ZM38 129H40V132L38 131ZM80 129H81V131H80ZM85 129H86V134H85ZM50 131H51V133H50ZM92 131L94 133H92ZM134 131L135 130H132L131 132H134ZM150 132H151V130L147 131L146 135L148 136V134H150ZM28 133H29V136H28ZM87 134H89L90 136L87 135ZM93 134H95L96 136L93 135ZM50 135H53V137L50 136ZM81 135H82V138L84 136L83 139H80ZM92 135L97 137L96 139H98V140H96L95 137H93ZM231 135H233V136H231ZM86 136H87V138H85ZM27 137H29V138L27 139ZM49 137H50V139L51 138L52 139L50 140ZM56 137H58V138H56ZM60 137H62V139ZM106 138L108 139L109 143L106 142L107 141ZM29 139L33 141V142L31 141L32 143L30 142L31 144L29 143V141H30ZM64 139H66L67 141L69 139V143L71 142V145L74 144V146H76V147L81 145L83 147V149H84V152H86V154L87 153H89V154H87L84 157V161L82 163L83 165L79 164V165H77L75 167L74 166L72 167L71 164H68V165H66V166H64L62 168V169H65V170L62 171L60 169L59 172H61V171L62 172L61 173H59V172L57 173V177L59 179L58 178L55 179V178H52V177H51L52 178L51 179L50 176L47 175L48 171L45 170V167H42V166L39 167L40 166L39 163L37 162V160L35 161L33 159V156L36 155V154L37 155L38 154H45L48 150H50L49 149L50 145L59 144V143L64 144V142L66 141ZM40 140L42 141V143H41ZM54 140H55V142L56 141L57 142L55 143ZM8 141H10V142H8ZM46 141H48V142L46 143ZM79 141H81V142H79ZM102 141L105 142L103 145H102V143H103ZM6 142H8V143H6ZM78 142L81 143V144H78ZM39 144H41L42 146L39 145ZM96 144H97V146H96ZM6 145H8V146H6ZM90 145H91V147H90ZM100 145H101L102 148H100ZM245 146H247V147H245ZM34 150L37 151V152H35ZM238 150H239V153H238ZM16 151H18V150H16ZM26 152L28 153V155H27ZM28 160L29 161L32 160L31 161L32 164ZM241 160H243V161H241ZM27 161H28V164H27ZM86 162L87 163L89 162V164H86ZM85 164L87 165V167L85 166ZM27 165L30 166V167H28V169H27ZM37 165H39V166L36 167ZM223 165H225V166H223ZM78 167H80V169H78ZM39 168H41V170ZM72 168H74L73 169V172H75L74 175L71 173L72 172V170H71ZM239 168H241V169L238 170ZM42 170H44V171H42ZM70 170H71V172H69ZM115 170L117 172H119L120 166H117ZM45 171H46V174H45ZM30 172L32 174H30ZM66 172H68L69 175ZM40 173L44 177H42V175ZM76 173H78V175ZM219 174H222V175L220 176ZM72 176H74V177L71 178ZM218 177L221 178V180H219ZM44 178H45V181L48 182V184L52 187L51 189L54 188L53 190H49L48 192L45 193V194H47V197L49 195L50 198L49 197L46 198V195L44 194L45 191L40 193V192H36V190H35L36 186H38L40 183H43ZM47 178H48V180H47ZM66 178L68 179V181H67ZM228 178L231 179V181ZM60 179H61L62 183H61V181H59ZM24 180H27V182L26 181L24 182ZM113 180H114V182H113ZM234 180H235V182H234ZM58 181L61 183V184L59 183L60 185L58 184ZM218 181L220 183H218ZM222 181H225V182L223 183ZM49 182L53 186L54 185L55 186L53 187ZM53 182H55V183H53ZM116 182H118V183H116ZM34 183H36V185L33 187ZM229 183H230V185H229ZM233 183H234L235 186L233 185ZM24 184H25V186H24ZM57 184H58V186H57ZM239 184H241V185H239ZM27 185L30 186V188H31L30 190L27 189L29 187ZM136 185H138V187ZM24 187H26V188H24ZM113 187L114 188L116 187V188L114 189ZM126 187H128V188H126ZM227 187L229 188L228 191H227ZM17 188H18V192L16 191ZM33 188H35V189H33ZM123 189H125V190H123ZM33 190L35 192H33V193L30 192V191H33ZM231 190H233V191H231ZM19 191L21 193H19ZM13 192L15 193L16 196L14 195ZM54 193H56V194L53 195ZM18 194H20V195H18ZM21 194H23V196ZM33 194L36 195V196L34 197ZM42 194H44V195H42ZM127 194L131 195V196H128ZM143 195H145V196H143ZM19 196H20V198H19ZM110 196L111 197L114 196L115 200H113V198L111 199ZM123 197H125V198H123ZM18 198H19V200L21 202L18 200ZM25 198H26V200H25ZM29 198H31V199H29ZM33 198H34V200H33ZM127 198H130V199L127 200ZM27 199H29L28 201L31 200L30 202H27L28 204L26 203ZM54 199L56 200V198H54ZM54 199H51V201L54 200ZM43 200H44V203H43ZM120 200H121L122 203H119ZM17 201H19L21 204L22 203L23 204L25 203V204L24 205L22 204V206H21V204L19 202H17ZM39 201H41V203H43L45 206L48 205L49 207L48 206L47 207L43 206V204H41ZM110 201H112V203H110ZM45 202H46V204H45ZM147 202H148V205H147ZM38 203H40L41 205L38 204ZM212 203L213 204L215 203V204L212 205ZM29 204H31L32 206L33 205L34 206H36V205L37 206H42V208L45 207L43 209H45L46 212H44V210L41 208L43 210L42 216L45 215V218L42 217L43 221L39 220V222L38 221L37 222L36 221L26 222L27 223L26 225H29V226H27V227L25 226L26 227L25 228L24 226H22V224L25 223V222H23L21 218L25 217V215L28 214L27 210H29L31 208V207H29V206H31ZM27 205H29V206H27ZM18 206L20 207V210L23 208L22 209L23 211L21 210V212H19L20 211L19 208L16 209ZM24 208H25V210H24ZM131 208H132V210H131ZM144 209H146L147 212ZM12 210H14V212ZM18 212L20 213L19 217H18V215H19ZM22 212H23V214H22ZM10 213H11V215H10ZM12 214H14V215H12ZM21 214L23 216H21ZM143 214H145V215H143ZM14 216H17V217H14ZM207 216H208V218H207ZM211 216H213V217H211ZM64 217L66 218L67 215L63 216V219L65 220ZM13 218L14 219L16 218V219L13 221ZM27 218H28V216L23 218V220L25 221V219L27 220ZM90 218L93 219V218H95V216H93V214L91 213ZM147 219H148V221H147ZM189 219H190V221H189ZM46 220H48L50 222H47ZM15 221L17 222L16 224L19 226V228H18L17 225H15L16 228H14L15 227L14 226ZM191 221H193V223ZM34 222H35V225H34ZM40 222H41V224H40ZM45 222H46V224H45ZM117 222H118V224H117ZM150 222L152 223V225L150 224ZM48 223H50L51 226H49ZM189 223L190 224L192 223V225H190ZM56 224H58V225H56ZM84 224H86V225H84ZM186 224L187 225L189 224V227L187 226L188 228L186 227ZM116 225H117V227H116ZM12 226H14V227H12ZM192 226H195L196 228L192 227ZM22 227L25 228V229L23 230ZM98 228H100V227L99 226H95L93 229H95L96 232H102ZM112 228H113V230H112ZM180 228H182V229H180ZM191 228H193L194 230L192 229V231H191ZM14 229H17V230H14ZM56 229H58L60 232L58 230H56ZM107 230H108V232H107ZM56 231L59 232V233H57ZM86 231H87V233H86ZM112 231H115L116 233L115 232L110 233ZM89 232H91V230ZM88 234H89V236H88ZM108 234H110V236ZM112 234H114V235L112 236ZM90 235H91V237H90ZM168 235H170L171 237L168 236ZM93 236H95L96 238L94 237L95 238L94 239ZM108 236H109V238H111V236H112V240H110L108 238ZM88 238H89V240H88ZM107 239H108V241L110 240V246H109V243L106 242ZM102 242H103V244H102ZM96 243H99V244H96ZM106 243H108V244L106 245ZM112 248H114V249H112Z\"/></svg>","mask_w":264,"mask_h":264}]
</instances>
